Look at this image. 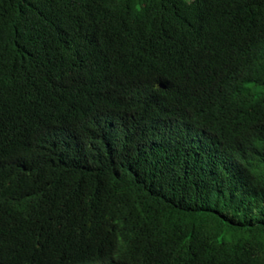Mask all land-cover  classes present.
<instances>
[{
	"label": "trees",
	"instance_id": "trees-1",
	"mask_svg": "<svg viewBox=\"0 0 264 264\" xmlns=\"http://www.w3.org/2000/svg\"><path fill=\"white\" fill-rule=\"evenodd\" d=\"M11 149L24 264H264V0H0Z\"/></svg>",
	"mask_w": 264,
	"mask_h": 264
},
{
	"label": "clouds",
	"instance_id": "clouds-1",
	"mask_svg": "<svg viewBox=\"0 0 264 264\" xmlns=\"http://www.w3.org/2000/svg\"><path fill=\"white\" fill-rule=\"evenodd\" d=\"M159 122L160 120L152 118L150 115L149 117H146L144 119V124L146 126V129L148 130H155L159 129ZM60 127V124L55 125L48 129V136L50 139L55 141L58 133V129ZM15 152L11 149L4 153L3 158L1 160L0 164V185H1V179L2 176H4L6 173L11 172L17 165L18 161L14 160ZM1 252L5 256L7 260L13 263H19L24 264V261H21V258L19 257L18 253L16 252L15 248L8 244L4 247L0 248Z\"/></svg>",
	"mask_w": 264,
	"mask_h": 264
}]
</instances>
